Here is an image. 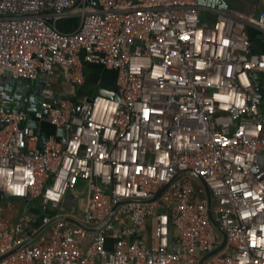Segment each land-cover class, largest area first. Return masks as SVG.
I'll list each match as a JSON object with an SVG mask.
<instances>
[{
	"label": "built area",
	"instance_id": "obj_1",
	"mask_svg": "<svg viewBox=\"0 0 264 264\" xmlns=\"http://www.w3.org/2000/svg\"><path fill=\"white\" fill-rule=\"evenodd\" d=\"M258 2L255 17L211 20L197 0H0V80L45 74L51 95L56 67L83 86L98 64L117 72L119 96L31 111L0 86V264H264ZM45 122L66 139L41 140ZM81 183L87 205L62 213Z\"/></svg>",
	"mask_w": 264,
	"mask_h": 264
},
{
	"label": "crops",
	"instance_id": "obj_2",
	"mask_svg": "<svg viewBox=\"0 0 264 264\" xmlns=\"http://www.w3.org/2000/svg\"><path fill=\"white\" fill-rule=\"evenodd\" d=\"M226 1V0H225ZM243 9L246 11L245 17H255L257 16L260 5L258 0H244L243 3ZM220 10V9H218ZM228 10L235 9L233 7L228 8ZM217 10L216 9H206L202 11L203 17L207 19H214L215 14ZM237 13V12H236ZM252 38H253V48L252 50L254 52H260L264 51V44L260 41V36L257 32H252ZM84 73H85V84L83 87L86 89L85 94L95 95L98 93L99 89H106L109 91H116L117 90V72L111 69H108L102 65L98 64H85L84 65ZM7 78H2L0 80V86L1 88L7 90L8 87L7 84ZM47 78L46 75L41 74L37 80H34L33 82L38 85V89L41 92V96L36 97L35 100L37 103H34V106L36 107L43 98H46V101L50 102L51 104H54L56 101L55 96H62L63 99L68 98L72 96L75 91V86L67 82L64 78L63 70L59 67H56L54 74L50 77L51 81V95H43V79ZM36 91L31 90L29 92V95H34ZM28 93V91H27ZM84 95V94H83ZM82 96V95H81ZM80 97V96H78ZM41 98V99H40ZM61 99V101L63 100ZM21 105V102H16V106ZM260 110L264 113V105H259ZM42 131L43 134L46 136L50 135H57L56 129L50 123L45 122L42 125ZM259 165L264 169V150L259 155ZM88 202V192L86 189V185L84 183H81V185L74 191L68 194L65 201L61 205L62 207V213L64 214H76L77 211L83 210ZM15 205L20 208L21 203L19 201H15ZM152 233V230L150 232V235ZM93 233H90L88 235L87 239H81V244H88L92 240ZM111 247V243L109 245Z\"/></svg>",
	"mask_w": 264,
	"mask_h": 264
},
{
	"label": "water",
	"instance_id": "obj_3",
	"mask_svg": "<svg viewBox=\"0 0 264 264\" xmlns=\"http://www.w3.org/2000/svg\"><path fill=\"white\" fill-rule=\"evenodd\" d=\"M197 1H198L199 5H201L205 9H210V10L211 9H216V10H218V9H228L229 8V5H227L225 0H197ZM253 77H254V83H255V85L257 87V91H258L257 96H256V101H257V103L259 105H264V94H263L262 87H261L262 73L261 72H255L253 74ZM7 84H8V87L6 89H7V91H9L10 93H13L15 95L16 102L19 99L20 100L22 99L21 105L19 104L17 106L18 109H22V108L26 107V108H29V110H31V111H35L34 103H37L36 100H35V94L30 96L29 92L31 90H35L39 94V96H41V92H38L39 91L38 85H36L33 81L22 80V79H14V78H12L10 76L7 78ZM27 91H28V93H27ZM98 93L99 94H105L107 96H111V97H114V98H119V96L116 93V91H109V90H106V89H99ZM19 94L22 97H20ZM55 97H57V98H56L55 103L52 104V106H58L60 104V102H61V99H63L62 96H58L57 95ZM45 113H47V112H45ZM27 125L35 128L36 130H38L39 127H40L39 123L37 121H35V120H28L27 121ZM66 133H67L66 130L63 129V128L56 129L57 136L61 137L63 140L66 139ZM40 137H41V140H45L47 138L46 135H44L42 132H41V136ZM207 193H208V196L211 198L210 191L208 189H207ZM159 195H160V193L158 195H156L153 198V200L156 199ZM210 204H211V202H210ZM63 219L71 221L73 223H77L74 219H72L70 217H63ZM211 222L213 223V225L216 228L219 229V227H218V225H217V223L215 221V218L212 215V213H211ZM97 228H99V227L93 228L92 230H96ZM221 233L223 235L224 241H223L222 245L220 247H218V249H216V251H214V252L219 251L226 244V240H227L226 239V235L222 231H221ZM207 256H209V255H207ZM207 256H205V257H203L201 259L200 264L203 263V261L205 260V258Z\"/></svg>",
	"mask_w": 264,
	"mask_h": 264
},
{
	"label": "trees",
	"instance_id": "obj_4",
	"mask_svg": "<svg viewBox=\"0 0 264 264\" xmlns=\"http://www.w3.org/2000/svg\"><path fill=\"white\" fill-rule=\"evenodd\" d=\"M78 21H79L78 17L61 19L57 22V27L61 31H70L77 27ZM75 87H76L75 91L77 96H81L87 92L83 86H75Z\"/></svg>",
	"mask_w": 264,
	"mask_h": 264
},
{
	"label": "rangeland",
	"instance_id": "obj_5",
	"mask_svg": "<svg viewBox=\"0 0 264 264\" xmlns=\"http://www.w3.org/2000/svg\"><path fill=\"white\" fill-rule=\"evenodd\" d=\"M244 0H226L225 2L227 3V5H229L230 7H233L235 9V11L239 14V15H245V10L243 9V3ZM41 99V98H40Z\"/></svg>",
	"mask_w": 264,
	"mask_h": 264
},
{
	"label": "flooded vegetation",
	"instance_id": "obj_6",
	"mask_svg": "<svg viewBox=\"0 0 264 264\" xmlns=\"http://www.w3.org/2000/svg\"><path fill=\"white\" fill-rule=\"evenodd\" d=\"M203 10H206V9L203 7ZM38 92H40V91H38ZM34 94H35V96H36V97H38V96H39V94H38L37 92H35ZM37 94H38V95H37ZM19 95H20V94H19ZM20 97H22V96L20 95ZM18 101H19V102H21V101H22V99H21V100L19 99Z\"/></svg>",
	"mask_w": 264,
	"mask_h": 264
}]
</instances>
